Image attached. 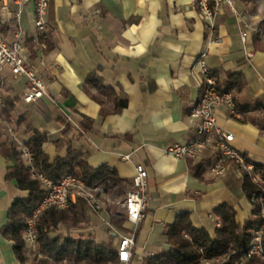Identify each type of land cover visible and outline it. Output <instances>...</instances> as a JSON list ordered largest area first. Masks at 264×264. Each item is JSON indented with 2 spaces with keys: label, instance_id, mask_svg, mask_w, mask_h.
Instances as JSON below:
<instances>
[{
  "label": "crops",
  "instance_id": "0c3cea01",
  "mask_svg": "<svg viewBox=\"0 0 264 264\" xmlns=\"http://www.w3.org/2000/svg\"><path fill=\"white\" fill-rule=\"evenodd\" d=\"M232 1L233 9L222 4L210 23L192 0H48L46 33L39 37L33 2L3 9L0 0V28L15 21L0 35L10 42L21 31L27 63L49 91V98L24 104L26 80L0 68L7 94L21 97L19 113L50 140L64 131L59 118L68 120L77 129L73 147L87 154L93 168L108 166L128 180L136 165L147 171L143 218L136 226L128 223L127 233H112L113 247L121 237L134 235L128 264H143L144 258L169 250L165 228L181 214L209 232L218 226L215 213L223 203L234 208L238 224L252 215L241 172L230 164L224 174L214 175L212 149L190 160L166 153L196 134L199 121L189 111L205 86L202 64L220 81L241 73L245 84L237 100L253 109L240 122L218 107L216 127L233 135V147L248 161L264 165V0ZM93 73L126 99L121 113H112V101L106 99L109 113L100 115V105L88 95L92 88L85 85ZM84 117L92 123L79 129ZM21 130L0 117V143L24 148L29 136ZM44 147L52 159L57 155L52 145ZM10 165L0 154V264H20L13 243L1 235L10 205L25 195L5 179ZM105 219L104 212L91 215V222Z\"/></svg>",
  "mask_w": 264,
  "mask_h": 264
},
{
  "label": "trees",
  "instance_id": "16d2710c",
  "mask_svg": "<svg viewBox=\"0 0 264 264\" xmlns=\"http://www.w3.org/2000/svg\"><path fill=\"white\" fill-rule=\"evenodd\" d=\"M15 21L0 28L9 30ZM16 29V26H15ZM217 87L222 92L232 95L236 112L242 116L253 107L243 106L238 94L243 90L244 80L241 73H230L224 81L213 76ZM86 86L92 88L89 97L97 102L100 115L109 113L106 110V99L112 101V113L119 114L126 106V99L115 94L111 87L104 85L103 79L96 73L86 79ZM20 96H10L5 90L0 76V117L22 127L21 132L29 136L24 148L31 158V165H26L22 157V149L13 141L0 143V154L10 162L5 179L12 181L16 190L25 193L13 200L7 211V222L1 229V235L13 243V254L20 264H118L117 247H113V229L127 233L128 223L121 208L128 192L133 189L132 180L121 179L115 169L108 166L93 168L88 165L87 154L82 149L73 147V138L77 129L66 119L59 118L64 127L61 137L50 140L43 130L27 122L25 113H19ZM34 103V102H33ZM49 113L44 109L41 114ZM50 116V114H49ZM46 118V117H45ZM231 118L242 122L241 118ZM92 121L84 117L78 128L87 129ZM52 145L57 155L52 159L44 145ZM64 152V153H63ZM63 153V154H62ZM190 160V159H189ZM264 178V165L254 163ZM197 169L196 175L201 172ZM41 173L57 182L66 176L80 179L88 188H100L103 196L97 194L104 208L93 210L88 198L77 196L75 202L69 200L64 209L54 207L43 210L36 219V250L28 252L24 240L26 220L43 199L46 190L33 173ZM243 194L249 201L260 193L247 174L241 173ZM104 197L107 198L105 203ZM251 217L242 224L235 219L234 208L223 203L216 210V226L212 232L205 228H197L188 214L179 215L175 221L166 226L165 235L169 250L152 257L144 258L143 264H264L260 258H246L245 255L253 240V233L261 226V217L257 205H252ZM104 212L106 214V239H97L95 232L84 231L91 224V215ZM264 248V234L262 239Z\"/></svg>",
  "mask_w": 264,
  "mask_h": 264
},
{
  "label": "built area",
  "instance_id": "2783aa9c",
  "mask_svg": "<svg viewBox=\"0 0 264 264\" xmlns=\"http://www.w3.org/2000/svg\"><path fill=\"white\" fill-rule=\"evenodd\" d=\"M198 10L208 22H212L222 4H227L231 9L232 0H192ZM33 2V23L39 37H44L46 33V16L48 11V0H2L3 9H7L12 3L21 7ZM264 34V33H263ZM6 67L9 72L16 77H23L28 88L22 97L24 104L36 102L42 98H49L47 86L39 78L38 74L27 63L25 48L22 42V33L14 32L13 39L7 42L0 35V68ZM200 70L204 74V89L197 103L190 109L189 116L199 121L195 136L184 144H173L166 150L167 155L180 160L195 159L203 153L205 149H212L214 160L211 164V171L219 176L225 173L230 164L234 165L241 173H245L251 181L257 185L260 193L250 201L252 205H257L261 217V226L253 233V240L245 255L246 258L256 257L264 261V248L262 239L264 234V178L260 170L232 145L233 135L220 132L216 127L215 111L218 107H225L230 115L239 118L236 112L232 95L218 89L215 79L208 74L206 68L200 64ZM213 136L214 139H213ZM22 157L26 165H31L30 154L22 148ZM123 160H128V156H123ZM147 171L142 165H136L132 179L133 189L127 193L122 205V210L126 216L127 223L136 226L143 218L147 201ZM46 193L26 220L24 240L27 250L33 253L36 250L35 224L38 215L45 209L54 207L64 209L69 200L75 202L77 196L88 198L93 210L102 208L103 202L96 198L99 194L103 196L102 190L98 187L88 188L84 183L73 176H66L54 182L41 173H33ZM134 246V235L123 236L117 243L118 264H128L131 257V249Z\"/></svg>",
  "mask_w": 264,
  "mask_h": 264
},
{
  "label": "rangeland",
  "instance_id": "374dc122",
  "mask_svg": "<svg viewBox=\"0 0 264 264\" xmlns=\"http://www.w3.org/2000/svg\"><path fill=\"white\" fill-rule=\"evenodd\" d=\"M104 199H106L105 200V203H106L108 200H107L106 197H104ZM104 206H105V204L103 203L102 207H104ZM107 227H108V225H107L106 219H105L104 222H101V221L97 222V221L93 220L91 222V224L84 231H86V232H95L97 239L101 240L106 235ZM112 233L116 234V233H119V232H117V231H115L113 229Z\"/></svg>",
  "mask_w": 264,
  "mask_h": 264
}]
</instances>
